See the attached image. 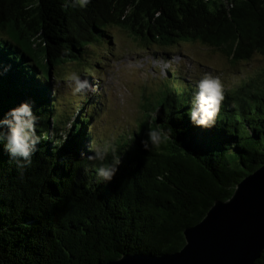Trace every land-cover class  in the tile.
Instances as JSON below:
<instances>
[{
    "label": "trees",
    "instance_id": "16d2710c",
    "mask_svg": "<svg viewBox=\"0 0 264 264\" xmlns=\"http://www.w3.org/2000/svg\"><path fill=\"white\" fill-rule=\"evenodd\" d=\"M72 2L0 0V114L29 103L41 138L25 167L0 140V264H96L177 252L183 231L264 164V67L224 88L208 129L190 122L196 86L177 90L174 82L183 79L172 72L161 92L144 99L135 131L108 141L116 153L102 163L121 161L108 183L96 176L101 162L87 158L92 111L83 107L95 100H80L74 119L66 118L67 110L57 112L53 86L65 81L56 69L109 41L110 27L164 51L199 43L234 67L254 53L264 59V0H90L83 8ZM149 129L167 138L145 151ZM253 264H264V250Z\"/></svg>",
    "mask_w": 264,
    "mask_h": 264
},
{
    "label": "rangeland",
    "instance_id": "374dc122",
    "mask_svg": "<svg viewBox=\"0 0 264 264\" xmlns=\"http://www.w3.org/2000/svg\"><path fill=\"white\" fill-rule=\"evenodd\" d=\"M108 34L110 40H99L88 47L83 60L66 62L57 68L55 76L65 81L53 84L57 112L60 108L67 110L66 118L73 114L74 119L80 100H95L92 108L89 103L82 108L92 111L89 125L94 146L132 134L136 123L144 117V99H153L161 92L162 80L172 72L183 79L174 82L177 90L187 88L188 84L196 86L206 74L219 77L225 88L264 67V59L257 53L247 63L234 67L218 51L199 43L182 42L164 51L156 44H143L117 27H110ZM73 72L89 80L93 91L73 95L66 79Z\"/></svg>",
    "mask_w": 264,
    "mask_h": 264
},
{
    "label": "water",
    "instance_id": "95a60500",
    "mask_svg": "<svg viewBox=\"0 0 264 264\" xmlns=\"http://www.w3.org/2000/svg\"><path fill=\"white\" fill-rule=\"evenodd\" d=\"M184 245L164 255L126 254L96 264H253L264 250V164L245 176L226 201L183 231Z\"/></svg>",
    "mask_w": 264,
    "mask_h": 264
},
{
    "label": "clouds",
    "instance_id": "9594fccd",
    "mask_svg": "<svg viewBox=\"0 0 264 264\" xmlns=\"http://www.w3.org/2000/svg\"><path fill=\"white\" fill-rule=\"evenodd\" d=\"M90 0H73L71 7H85ZM66 6H69L66 4ZM5 71L7 69H4ZM72 94H87L93 91V85L87 79H82L79 74L73 72L67 77ZM196 92L189 109L190 122L197 127L208 129L215 125L216 117L220 112L224 100V86L219 77L206 74L196 84ZM39 117L32 112L29 103H21L18 107L10 109L7 113L0 114V140L4 142V149L9 156L18 158L19 167L31 164V157L36 152L41 142L37 135ZM146 138L141 140L145 151L158 147L166 140V134L158 129H149L145 133ZM92 155L87 158L101 162L96 169V176L100 183L111 182L118 171L119 156L113 163L104 165L102 162L109 153H116V147L111 142L103 146L97 145L89 150ZM83 155V153L81 154Z\"/></svg>",
    "mask_w": 264,
    "mask_h": 264
}]
</instances>
